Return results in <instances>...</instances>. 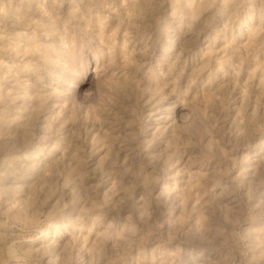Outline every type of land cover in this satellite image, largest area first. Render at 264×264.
Returning <instances> with one entry per match:
<instances>
[{"label":"rangeland","instance_id":"rangeland-1","mask_svg":"<svg viewBox=\"0 0 264 264\" xmlns=\"http://www.w3.org/2000/svg\"><path fill=\"white\" fill-rule=\"evenodd\" d=\"M0 264H264V0H0Z\"/></svg>","mask_w":264,"mask_h":264}]
</instances>
